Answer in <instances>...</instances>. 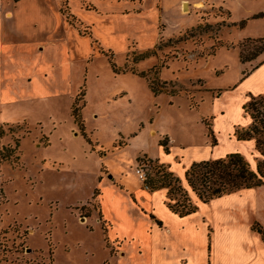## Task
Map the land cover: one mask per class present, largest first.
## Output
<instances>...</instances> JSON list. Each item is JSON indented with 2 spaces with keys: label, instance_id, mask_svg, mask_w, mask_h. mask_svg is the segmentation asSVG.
Here are the masks:
<instances>
[{
  "label": "rangeland",
  "instance_id": "1",
  "mask_svg": "<svg viewBox=\"0 0 264 264\" xmlns=\"http://www.w3.org/2000/svg\"><path fill=\"white\" fill-rule=\"evenodd\" d=\"M81 1L99 14L83 15L93 27L62 0L87 55L55 81L61 95L0 110L3 142L19 139V159L0 171V264H112L108 224L90 216L101 217L100 181L142 182L140 167L156 179L159 143H202L219 132L226 150L233 126L236 137L249 126L240 80L264 60V0H109L112 10ZM244 156L252 169L262 160Z\"/></svg>",
  "mask_w": 264,
  "mask_h": 264
},
{
  "label": "crops",
  "instance_id": "2",
  "mask_svg": "<svg viewBox=\"0 0 264 264\" xmlns=\"http://www.w3.org/2000/svg\"><path fill=\"white\" fill-rule=\"evenodd\" d=\"M89 1L102 10L113 4L109 0ZM69 6L74 15L94 27V21L83 15L99 13L84 8L81 0H69ZM108 19L104 23L118 34L117 25L112 26ZM81 39L87 37L78 34L68 23L62 12V0H0L2 114L6 106L17 101L46 100L61 95L55 81L65 77L74 59L81 61L87 55L80 50ZM89 45L91 48L92 44ZM261 74H264V60L241 77L240 85L246 84L248 91L242 103L247 119L242 125L251 123L243 109L248 96L264 93ZM213 117L216 132L217 116ZM234 133L235 125L228 134L232 148L226 150H221L219 132L211 140L205 136L202 143L174 142L170 147L159 143L160 149L151 159L168 166L182 184L184 181L196 207L188 214L181 215L169 206L167 188L151 191L136 175L131 177V182L122 179L124 186L100 181L97 201L101 217L96 211L90 216H98L103 230L104 223L108 224L106 236L117 244L110 251L112 264H264V233L258 229L264 231V184L205 202L197 197L185 177L195 162L233 152L260 156L253 139L240 140Z\"/></svg>",
  "mask_w": 264,
  "mask_h": 264
},
{
  "label": "trees",
  "instance_id": "3",
  "mask_svg": "<svg viewBox=\"0 0 264 264\" xmlns=\"http://www.w3.org/2000/svg\"><path fill=\"white\" fill-rule=\"evenodd\" d=\"M258 41L264 43V38ZM150 54V52L145 53L143 58L148 57ZM139 74L145 76L144 72ZM243 109L250 116L251 123L248 127L238 130L237 137L240 140L253 139L255 148L262 156V160L259 161L256 169H252L242 153L233 152L221 158L193 163L186 171L185 177L188 185L202 201L207 202L224 194L264 184V93L253 96L244 104ZM77 111L78 109L75 110V115L76 118H79L80 115L77 114ZM5 126H8V124H0V171L4 163L19 159L17 154L19 139H15L14 144L3 142L7 134ZM9 129L13 130L11 127ZM209 133L212 136L214 135L213 131H209ZM162 145L166 144L163 143ZM157 166L159 167L157 173L162 172V174L156 179L147 175V180L144 182L145 187L151 191L167 188L169 206L181 215L194 211L196 207L191 199L181 202L173 196L175 193L188 194L181 180L167 169L168 166L161 163ZM258 229L264 233L260 227Z\"/></svg>",
  "mask_w": 264,
  "mask_h": 264
},
{
  "label": "built area",
  "instance_id": "4",
  "mask_svg": "<svg viewBox=\"0 0 264 264\" xmlns=\"http://www.w3.org/2000/svg\"><path fill=\"white\" fill-rule=\"evenodd\" d=\"M137 173L139 174L140 180L144 184V182L147 180V172L143 167H140L139 169H137Z\"/></svg>",
  "mask_w": 264,
  "mask_h": 264
},
{
  "label": "bare ground",
  "instance_id": "5",
  "mask_svg": "<svg viewBox=\"0 0 264 264\" xmlns=\"http://www.w3.org/2000/svg\"><path fill=\"white\" fill-rule=\"evenodd\" d=\"M202 5L200 4V7H201Z\"/></svg>",
  "mask_w": 264,
  "mask_h": 264
},
{
  "label": "water",
  "instance_id": "6",
  "mask_svg": "<svg viewBox=\"0 0 264 264\" xmlns=\"http://www.w3.org/2000/svg\"><path fill=\"white\" fill-rule=\"evenodd\" d=\"M186 7V6H185Z\"/></svg>",
  "mask_w": 264,
  "mask_h": 264
}]
</instances>
